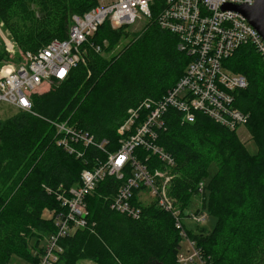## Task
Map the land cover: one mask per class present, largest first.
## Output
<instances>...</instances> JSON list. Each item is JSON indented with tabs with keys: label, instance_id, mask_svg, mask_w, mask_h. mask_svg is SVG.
<instances>
[{
	"label": "trees",
	"instance_id": "16d2710c",
	"mask_svg": "<svg viewBox=\"0 0 264 264\" xmlns=\"http://www.w3.org/2000/svg\"><path fill=\"white\" fill-rule=\"evenodd\" d=\"M98 6V0H0V24L23 54H37L67 38L72 16ZM159 7L162 0L151 6L149 22L138 33L104 23L81 47L85 65L78 64L42 95H32V113L18 111L0 121V264H10L14 255L38 264L34 253L41 254L42 242L56 232L51 215L65 211L58 193L79 186L84 170L119 150L118 131L129 111L144 101H159L184 75L190 58L178 49L177 36L159 26ZM6 58L0 50V64ZM223 67L247 80V87L234 93L235 106L248 117L245 127L256 152L248 150L237 130L203 114L184 123L174 110L165 115L157 141L174 160L169 195L182 217L201 198L202 210L215 219L211 232L192 234L201 260L188 264H264V62L245 45ZM53 122H67L108 145L105 151L76 145L83 153L78 158L58 145ZM148 165L163 169L155 156ZM130 174L127 170L126 179ZM123 182L108 177L88 197V226L61 240L58 264H182L184 239L170 213L146 197L138 219L111 208ZM138 197L135 193V204Z\"/></svg>",
	"mask_w": 264,
	"mask_h": 264
},
{
	"label": "built area",
	"instance_id": "2783aa9c",
	"mask_svg": "<svg viewBox=\"0 0 264 264\" xmlns=\"http://www.w3.org/2000/svg\"><path fill=\"white\" fill-rule=\"evenodd\" d=\"M159 0H113L105 7H96L83 16H72L65 40H54L37 54H23V62L16 66L0 67V105L17 112L32 113V95L42 87L65 81L78 64L85 65L82 45L90 41L106 22L113 29L132 26L141 18L150 19L151 6ZM158 24L161 29L178 38V49L190 62L184 75L168 93L157 102L144 101L119 128V150L106 153L107 159L96 162L92 169L81 173L80 184L68 192H60L57 201L65 208L54 217L56 232L46 237L38 264H58L64 252L60 242L88 226L87 199L106 178L124 181L111 208L127 217L138 219L143 197L149 195L157 207L171 214L175 227L190 250L189 256H180L188 264L201 255L188 239L181 212L169 195L173 180V158L158 145V132L165 127L169 110L181 115L184 123H194L197 114H203L219 125L238 130L247 123V115L235 106L234 93L247 87V80L223 67L225 60L245 45H251L264 62V41L259 33L239 13L223 10L226 6L252 7L256 0H162ZM2 27V26H1ZM0 27V38L12 48L10 40ZM97 53L101 47L91 44ZM60 139L58 145L78 158L83 153L77 146L95 147L105 151L108 141H98L93 135L70 126L67 122H53ZM137 150L147 154L141 159ZM150 156H155L163 169L149 168ZM127 170L130 177L126 179ZM201 188L203 184L200 185ZM139 194L138 204L134 203ZM201 222L203 218H194Z\"/></svg>",
	"mask_w": 264,
	"mask_h": 264
},
{
	"label": "rangeland",
	"instance_id": "374dc122",
	"mask_svg": "<svg viewBox=\"0 0 264 264\" xmlns=\"http://www.w3.org/2000/svg\"><path fill=\"white\" fill-rule=\"evenodd\" d=\"M98 1H99L100 7L108 6L109 4H111V2H113V0H98ZM148 22H149L148 19L141 18V20H138L136 24L130 26L129 29L131 32H135V33L141 32L142 29L148 24ZM0 27H1V24H0ZM1 29H2V27H1ZM130 39H131V36H129V38L124 40L119 45V47L115 50V53L120 52L124 48V46L127 43H129ZM0 40H1V38H0ZM9 40H10V44L12 45V48H10V49H8V47L5 44L0 42V50L5 51V53L7 55V58L1 62L0 67L4 64L16 66L17 63L23 62V57H22V54L20 53L19 48L11 39H9ZM227 69H229V68L227 67ZM233 74H235V73H233ZM236 75H239V74H236ZM50 89H51L50 86L44 85L42 87V89L38 92L37 95H42L43 93L49 91ZM16 112L17 111L15 109L10 108L7 105H0V121L7 120L8 118L15 115ZM237 135H238L239 139L242 141V143L245 144V146L248 148V150L251 153L256 152V147H255L254 143L252 142L251 136L249 135L245 126L240 127L237 130ZM172 171H173V169H172ZM172 171H171V174H172ZM213 171H214V167L211 169L212 174L214 173ZM201 184H203V183H201ZM200 185H199V193L203 194L204 184H203L202 188ZM145 197H146L145 199L147 200V202L153 201L149 195H146ZM204 202H205L204 200H202L201 198H198L193 203V205L189 207V210L186 211L185 215L183 216L184 217L183 218V224H184L185 229L192 232V233H190V236H189L188 231L186 230L187 235H188V239L191 241L194 240L192 234H197V232H199L200 230H203V229L207 232H211L215 227V224H216L215 219L210 217L206 211L202 210V204ZM46 216H48V215H46ZM194 218H200V219L203 218L204 220L201 222H197L194 220ZM43 244H44V242H42L41 246H43ZM30 250H32V249H30ZM189 250H190V247H189L187 241L183 240L181 255L188 257L191 254V253L190 254L188 253ZM31 252L34 253L33 250ZM10 264H33V263L28 262V261L24 260L23 258L17 256V255H14L10 258ZM78 264H94V263L89 262V261H81Z\"/></svg>",
	"mask_w": 264,
	"mask_h": 264
},
{
	"label": "water",
	"instance_id": "95a60500",
	"mask_svg": "<svg viewBox=\"0 0 264 264\" xmlns=\"http://www.w3.org/2000/svg\"><path fill=\"white\" fill-rule=\"evenodd\" d=\"M223 10H230L241 14L247 22L259 33L264 41V0H256L252 7L226 6Z\"/></svg>",
	"mask_w": 264,
	"mask_h": 264
}]
</instances>
